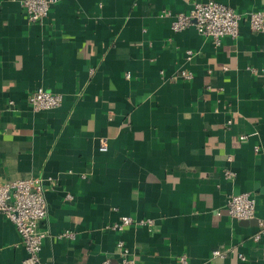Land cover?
Segmentation results:
<instances>
[{"label":"crops","instance_id":"crops-1","mask_svg":"<svg viewBox=\"0 0 264 264\" xmlns=\"http://www.w3.org/2000/svg\"><path fill=\"white\" fill-rule=\"evenodd\" d=\"M196 1L207 0H59L30 23L21 0H0V182L44 179L49 264H113L118 240L139 264H264V32L246 16L219 45L193 26L173 31L167 12ZM39 86L62 105L35 111ZM241 192L256 197L251 219L228 214ZM123 215L152 223L105 228ZM66 229L74 239L57 237ZM26 256L0 212V264Z\"/></svg>","mask_w":264,"mask_h":264},{"label":"built area","instance_id":"built-area-1","mask_svg":"<svg viewBox=\"0 0 264 264\" xmlns=\"http://www.w3.org/2000/svg\"><path fill=\"white\" fill-rule=\"evenodd\" d=\"M59 0H21V5L30 23L42 22L49 14L51 7ZM173 17L171 29L180 31L193 26L199 33L213 38L217 45L221 44L225 37L237 38L240 34V23L244 16L249 20L250 28L256 32H264V9L249 10L241 13L234 8L217 0L196 1L188 12H167ZM194 55L192 49L186 51L187 59ZM178 77L191 80L194 73L191 70H182ZM28 102L35 111L55 109L62 105L63 94L53 92L45 87H36L29 95ZM13 101H10L12 104ZM247 138L241 135L240 139ZM100 150L106 151L108 145L101 141ZM258 150V147H256ZM230 159V158H229ZM228 178L233 176L230 169L224 171ZM52 180L51 177L48 178ZM71 199L72 195H67ZM256 197L252 192L231 194L227 199V211L231 217L238 219H251L255 217ZM0 212L3 213L15 225L21 244L27 251L23 264H49L40 257L43 241L47 237V231L40 227V223L48 214L47 200L45 197L44 179L30 177L0 182ZM148 218H134L123 215L113 224L106 225V229L121 231L130 225L151 224ZM263 222H261V225ZM75 231L66 229L58 233L60 239H74ZM262 231L255 234L259 240ZM118 259L113 264H139L133 250L123 240L117 241ZM213 255L223 256L220 250H214ZM178 264H189L188 256L181 254L177 259ZM100 264H111L110 259Z\"/></svg>","mask_w":264,"mask_h":264},{"label":"water","instance_id":"water-1","mask_svg":"<svg viewBox=\"0 0 264 264\" xmlns=\"http://www.w3.org/2000/svg\"><path fill=\"white\" fill-rule=\"evenodd\" d=\"M246 221V220H245Z\"/></svg>","mask_w":264,"mask_h":264}]
</instances>
